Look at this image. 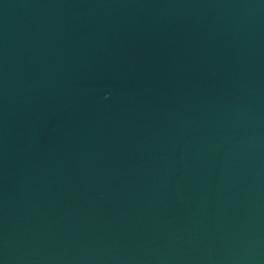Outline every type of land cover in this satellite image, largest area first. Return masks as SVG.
<instances>
[{"label":"water","instance_id":"1","mask_svg":"<svg viewBox=\"0 0 264 264\" xmlns=\"http://www.w3.org/2000/svg\"><path fill=\"white\" fill-rule=\"evenodd\" d=\"M0 264H264V0H0Z\"/></svg>","mask_w":264,"mask_h":264}]
</instances>
